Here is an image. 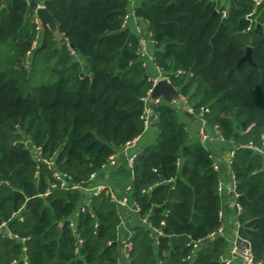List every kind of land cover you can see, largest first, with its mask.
I'll return each mask as SVG.
<instances>
[{"label":"trees","instance_id":"1","mask_svg":"<svg viewBox=\"0 0 264 264\" xmlns=\"http://www.w3.org/2000/svg\"><path fill=\"white\" fill-rule=\"evenodd\" d=\"M254 4L234 0L224 17L216 0H143L135 14L149 23L172 84L236 143L240 234L264 264V29H250ZM40 5L0 0V225L25 239L0 234V264H122V219L109 193L86 204L81 192L52 186L57 171L88 181L145 134L153 84L138 36L123 27L129 0H44L59 39L38 29ZM248 47L253 62L242 61ZM152 106L157 137L136 155L132 185L150 227L132 236V264H224L227 238L208 239L223 225L222 170L206 143L190 141L176 105ZM250 143L263 152L239 146Z\"/></svg>","mask_w":264,"mask_h":264},{"label":"built area","instance_id":"2","mask_svg":"<svg viewBox=\"0 0 264 264\" xmlns=\"http://www.w3.org/2000/svg\"><path fill=\"white\" fill-rule=\"evenodd\" d=\"M254 2H255V4H254L253 9H252L250 14L255 13L256 9L261 4L262 0H254ZM40 6H43V5H40ZM250 14L248 15V17L250 16ZM223 16L225 17L226 13H223ZM142 20H143L142 18L136 16L135 12H132V13L128 12L124 17L123 27L124 28L128 27L131 22H133L136 25V28L138 30V55L140 56V59H142V61H143V66L146 67L148 72L150 71L151 66H153L157 70L156 75L148 73V79H149V81L152 82L153 85H152V88L148 91V95L143 98V100L145 102V109H144V112L142 114V120L144 123V130L146 131L152 126V124L154 122V112H153L152 107L150 106V95L152 93V89L159 80L165 78L171 82V79L167 74H165L163 72L161 67L158 66V64L156 62L155 55L150 53V51H149V41H150V39H152V33H151V31L148 32V34L144 33L139 28V26H138L139 22H141ZM37 22H38V29L42 30V27H41V24H40V21L38 18H37ZM39 43H40V33L36 36V38L33 42L32 48L33 49L37 48ZM69 49H70L71 53L77 58L78 55L71 48L70 45H69ZM177 73L181 74L183 72L181 70H179ZM181 97L183 100L185 111H187L188 113L193 114V115L201 116V124L202 125H201L200 130H199V138H200L201 142L206 143L207 141H209L211 139L219 140V141H226L224 136L222 135L221 131L219 130V128L217 126L213 128V127H210L207 125V123L203 117V113L207 112L208 108L202 107L201 112L196 113L193 105L189 102L188 97L183 95L182 93H181ZM137 140L138 139L127 143L126 146L123 147V149L128 150L131 147H134L137 143ZM28 146H30V145H28ZM239 146L242 148L251 149V150L258 151V152H263V150L260 147L254 146L252 143H250L248 145H239ZM35 151H37V149H35ZM136 155L137 154L129 155L128 160H127L128 165L132 170H133ZM233 155H234V151L231 152L229 160L225 163L230 168H231L230 165H231V160H232ZM37 160L41 161L43 159H41L38 155ZM49 163L51 164V163H53V161L49 162ZM113 165H116L115 154L112 157H110V159L107 161V163H105L103 165L102 169L106 168L107 166H113ZM222 166H223L222 163H218L215 160V163H214V169L215 170H217V171L223 170ZM96 177H97V173H94V174H92V176L90 177V179L88 181L76 182L72 179V177L57 171L55 173V178L58 181V184H54L52 187L53 188H55V187L66 188V189H71L73 191L81 192L82 194H84L86 197L89 198V199H87L86 204L89 203L90 197L101 195L104 192H108L111 200L113 202H115L119 208H131L135 212L141 213V207L135 200L131 199L127 194L123 195V196L116 194L114 191L110 190L104 184H95L94 179ZM236 188H237L236 177L233 174V172L231 171L229 189H230V191L234 197V206L233 207L235 208V217H236V223L234 224V226L231 230V235L228 236L226 227L223 224L218 228L217 231H214L211 234H209L208 239L213 240L215 238H218L219 236H225L228 240L231 239V241H230L231 244L229 247V254H227V255L224 254L221 257V261L224 264H234V262H236V261H239V264H262L261 261H258L255 258L254 253L252 251L251 243L247 239L243 238L240 234V223L238 221V215L241 212V206L237 200L239 197V193L237 192ZM131 189H132V186H129L127 188L128 191H131ZM225 189H226V185L223 181H221L219 183V191H220V194L222 196H223ZM48 194H49V191L43 195L47 196ZM81 211H85V207H82ZM219 216L222 220L224 219L223 210H221L219 212ZM145 223L150 227L147 218L145 219ZM71 227L76 232V228H75L76 223L75 222L71 223ZM153 231L158 235V237L163 235V232L160 229L153 228ZM0 234H3L9 238L25 240V239H20V237H18V235L13 234L9 230H7L6 223H3L2 225H0ZM132 236H133L132 232L129 231L128 229H126L124 222L122 221L121 228H119V239H120V243H121L122 264H132V255H131L132 250H133ZM76 238H77L76 252H79V248L83 245L84 240L82 238H80V236L77 234H76ZM156 243L159 244L158 238L156 240ZM190 244H193L195 249H199L200 245H201V243L199 241H193Z\"/></svg>","mask_w":264,"mask_h":264},{"label":"crops","instance_id":"3","mask_svg":"<svg viewBox=\"0 0 264 264\" xmlns=\"http://www.w3.org/2000/svg\"><path fill=\"white\" fill-rule=\"evenodd\" d=\"M41 5L44 0H39ZM143 0H129V12H135L136 8L140 5ZM218 2L219 8L223 10V13L229 12L230 6L234 0H216ZM251 20L250 29H257L258 25H261V29H264V0L256 9L255 13L250 14ZM139 28L144 32H150L149 23L145 20L139 22ZM128 28L138 36V30L136 25L131 22ZM149 51L155 55V42L150 39L149 41ZM150 74L156 75L157 70L151 66ZM165 102V101H162ZM151 107L154 103L150 102ZM178 106V105H177ZM181 107V106H178ZM154 111V108H152ZM180 120L185 124L186 130L188 132V137L190 141H200L199 130L201 127V116L193 115L187 111L182 112L179 109ZM156 121L154 120L153 123ZM157 128L153 125L145 131V134L142 135L140 141L137 140V143L134 147H131L128 150L119 149L115 154L116 165L107 166L106 168L101 169L97 173V177L94 179L95 184H104L110 190L114 191L116 194L123 196L128 195L131 199L134 200L132 196V189L128 191L127 188L133 185V170L128 165L129 155L139 154L142 152L143 147L155 141L157 137ZM139 139V138H138ZM207 147L211 150L214 159L218 163H222V180L226 185V189L223 193V213L224 219L223 224L226 227L228 236L231 235V230L236 223L235 217V208L234 206V197L229 189L230 177H231V168L225 163L229 160L231 152L233 151L236 143L234 141H219L211 139L206 142ZM119 213L126 229L134 234L135 230L139 227L147 228L148 225L145 223V219L141 216L140 213L135 212L131 208H119ZM121 228V225L120 227ZM228 240V239H227ZM230 240H228L229 246L225 255L229 254ZM234 264H239V261L234 262Z\"/></svg>","mask_w":264,"mask_h":264},{"label":"water","instance_id":"4","mask_svg":"<svg viewBox=\"0 0 264 264\" xmlns=\"http://www.w3.org/2000/svg\"><path fill=\"white\" fill-rule=\"evenodd\" d=\"M37 18L40 21L42 29H49L54 35H57L59 39L61 36L58 34V25L50 12L47 10L45 6L38 7L36 11ZM261 29V25H258L257 31ZM252 48L248 47L246 55L242 58V61L249 60L252 61L251 56ZM162 101H165L172 105H179L183 103L180 90L175 87L172 82L168 81V79L159 80L156 85L152 89V93L150 95V102L155 105H159ZM154 127H158L159 123L155 122L152 124ZM238 134H236L237 136ZM142 137L138 139L140 141ZM251 150V149H249ZM211 240V239H209Z\"/></svg>","mask_w":264,"mask_h":264},{"label":"rangeland","instance_id":"5","mask_svg":"<svg viewBox=\"0 0 264 264\" xmlns=\"http://www.w3.org/2000/svg\"><path fill=\"white\" fill-rule=\"evenodd\" d=\"M177 106V105H176ZM178 106H181V107H178ZM177 107L182 111V112H184L185 111V107H184V104L183 103H181V104H179Z\"/></svg>","mask_w":264,"mask_h":264}]
</instances>
